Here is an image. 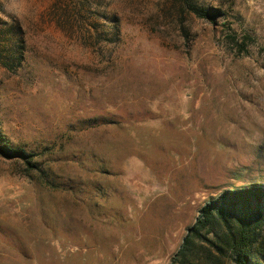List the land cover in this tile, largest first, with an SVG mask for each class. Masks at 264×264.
<instances>
[{"label": "rangeland", "instance_id": "obj_1", "mask_svg": "<svg viewBox=\"0 0 264 264\" xmlns=\"http://www.w3.org/2000/svg\"><path fill=\"white\" fill-rule=\"evenodd\" d=\"M10 2L0 129L31 157H0V264H239L219 222L183 246L207 203L264 188V0Z\"/></svg>", "mask_w": 264, "mask_h": 264}, {"label": "trees", "instance_id": "obj_2", "mask_svg": "<svg viewBox=\"0 0 264 264\" xmlns=\"http://www.w3.org/2000/svg\"><path fill=\"white\" fill-rule=\"evenodd\" d=\"M194 10L198 14H202L201 11ZM3 25L4 22L0 19V67L15 72L17 68L14 66V61L20 62L22 58L19 27L15 25L11 27V36L8 41L5 39ZM0 157L30 164L31 155L24 148L12 145L0 129ZM227 193L229 196L223 194L217 201L207 203L201 209L196 225L192 228L191 234L186 237L183 248L185 249V246L193 239V233L198 234L200 230L219 222L225 225L228 230V243L237 262L250 264L249 256L252 254V248L256 241V231L253 225L258 224L262 219L261 217L257 220L254 216V212L257 217L260 211L253 210L252 198L256 196L261 199L264 196V188L252 186L249 189H235Z\"/></svg>", "mask_w": 264, "mask_h": 264}, {"label": "clouds", "instance_id": "obj_3", "mask_svg": "<svg viewBox=\"0 0 264 264\" xmlns=\"http://www.w3.org/2000/svg\"><path fill=\"white\" fill-rule=\"evenodd\" d=\"M5 7L9 13L16 16L21 15L25 11L19 0H11L10 3L5 5ZM3 18L8 19V17H3Z\"/></svg>", "mask_w": 264, "mask_h": 264}]
</instances>
